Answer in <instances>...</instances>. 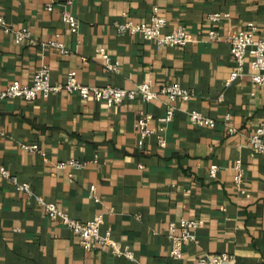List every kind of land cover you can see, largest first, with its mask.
Instances as JSON below:
<instances>
[{"label": "crops", "instance_id": "crops-1", "mask_svg": "<svg viewBox=\"0 0 264 264\" xmlns=\"http://www.w3.org/2000/svg\"><path fill=\"white\" fill-rule=\"evenodd\" d=\"M66 1L0 0L7 23L28 29L32 38L17 43L0 28V90L13 80L30 84L46 65L53 85L74 71L81 85L133 89L151 80L158 91L174 82L191 97L187 102L136 99L110 109L65 91L33 102L0 101V167L28 184L32 194L0 178V264H195L222 253L235 264H264V153H255L248 142L264 125V89L250 79L249 56L243 74L229 81L236 63L225 40L248 23L256 27L255 38H264V0ZM154 6L166 18V31L181 25L196 41L157 46L139 34L117 32L118 22L147 21ZM66 10L79 19L76 33L62 19ZM211 13L227 16L213 24ZM210 29L218 32L216 40L208 39ZM56 35L67 53L49 45ZM100 48L118 62L117 71L105 67ZM169 106L175 111L163 124ZM192 111L216 126L192 125ZM140 115L151 116L153 132L142 147L135 129ZM227 115L234 135L224 125ZM30 145L46 159L23 149ZM71 160L85 166L56 169ZM238 161L244 194L233 185ZM35 197L81 223L100 216V233L127 245L132 259L98 244L83 249L69 228L46 216ZM181 220L200 226L195 242L186 243L174 260L168 226Z\"/></svg>", "mask_w": 264, "mask_h": 264}, {"label": "built area", "instance_id": "built-area-1", "mask_svg": "<svg viewBox=\"0 0 264 264\" xmlns=\"http://www.w3.org/2000/svg\"><path fill=\"white\" fill-rule=\"evenodd\" d=\"M71 1L67 0L66 4ZM48 10L52 9L49 4ZM227 15L220 13H211L208 15V20L216 24ZM62 19L71 33H76L79 29V19L70 11H64ZM167 21L164 16L159 14L158 7L154 6L150 18L147 21L132 22L124 21L115 24L116 30L119 33L139 34L144 40L152 41L157 46L183 47L189 43L195 42L196 38L187 32L181 25L176 28L166 31ZM0 28L5 34H11L15 42L22 41L31 42V34L26 28H15L8 24L4 16L0 12ZM256 27L253 23H248L245 28L231 32L225 36V40L230 45V53L236 63L235 68L230 73L229 81L241 76L244 72L243 66L246 56L250 57L249 76L253 84L264 89V38H255ZM210 41L218 38V32L215 29H210L207 32ZM49 45L57 49L60 53H67L64 44L58 40V35L49 42ZM104 65L111 71L118 70V62L112 61L110 56L103 48L99 49ZM65 91L68 94H76L82 100H92L95 103H103L108 109L120 105L128 101L132 102L140 99L144 103L157 100L160 96L166 97L169 101L187 102L191 97V92L180 87L178 84L164 85L158 91L153 89L151 80L140 82L133 89H119L114 87H90L81 85L76 79V73L69 71L66 73L63 84L53 85L50 81V69L46 65L40 66L32 76L31 82L28 85H23L18 80H13L5 90H0V101L20 99L25 102H33L38 97L46 98L51 93ZM175 108L169 106L165 116L160 119V122L167 124L172 120ZM188 120L192 125L203 128H214L216 122L212 119L204 117L201 113L192 111L188 113ZM151 121L150 115H140L135 122V129L138 136V146L142 147L145 139L149 138L153 132L149 128ZM224 125L230 135L235 134V129L230 124L229 116H225ZM264 125H259L254 129V132L249 135L248 142L253 151L257 154L264 153ZM160 147L165 145L162 138H158ZM23 149L37 153L45 158V153L36 145L24 146ZM85 165L77 161H69L68 163H58L55 167L58 170H63L66 167L74 169H82ZM236 174L233 177V185L240 194H244L241 189L242 171L240 162L234 165ZM217 167L212 165L209 168V177L215 178ZM0 178L11 183L16 191L32 195L28 184L19 183L17 178L11 175L5 168L0 167ZM91 192H94V187H91ZM36 202L42 207L43 212L51 220H60L63 225L69 228L80 241V245L85 250L92 249L94 244L108 249L113 255L121 256L126 259H132L130 248L113 240L108 232L100 233L102 218L94 217L91 221L81 223L69 219L65 214L61 213L56 205L51 202H45L42 199L35 197ZM200 226V223L192 220H181L179 223H170L168 226V235L171 239V249L169 256L178 260L182 256V248L186 243L195 242V231ZM195 264H235L233 257L227 254L206 255L197 259Z\"/></svg>", "mask_w": 264, "mask_h": 264}]
</instances>
